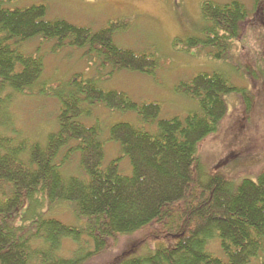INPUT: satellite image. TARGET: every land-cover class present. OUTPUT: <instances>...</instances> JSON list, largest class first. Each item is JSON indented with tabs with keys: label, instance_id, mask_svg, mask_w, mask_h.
Here are the masks:
<instances>
[{
	"label": "trees",
	"instance_id": "16d2710c",
	"mask_svg": "<svg viewBox=\"0 0 264 264\" xmlns=\"http://www.w3.org/2000/svg\"><path fill=\"white\" fill-rule=\"evenodd\" d=\"M15 2L0 0V264H93L120 238L130 244L101 264L264 263V171L256 181L236 184L220 170H203L197 160L198 144L227 114L224 96L247 99V90L222 73H198L175 86L197 103L183 118H159L158 103L138 104L80 74L50 93L39 87L43 58L22 51L35 38L53 41L54 52L79 49L110 70L152 75L157 64L152 54L114 43L126 18L92 30L46 19L43 5ZM201 15L203 37L188 38L184 50L206 49L207 56L226 59L231 41L248 27L264 28V0H252L251 10L238 1H204ZM33 89L58 103L56 129L42 142L9 134L12 99ZM96 105L133 112L140 126L116 122L103 138V124L82 122ZM108 139L119 145L128 174L120 170L119 157L105 162ZM73 155L81 174L66 175L62 167ZM61 203L78 225L48 215ZM65 242L75 247L68 255ZM214 242L221 257L208 249ZM143 250L148 252L138 255Z\"/></svg>",
	"mask_w": 264,
	"mask_h": 264
},
{
	"label": "rangeland",
	"instance_id": "374dc122",
	"mask_svg": "<svg viewBox=\"0 0 264 264\" xmlns=\"http://www.w3.org/2000/svg\"><path fill=\"white\" fill-rule=\"evenodd\" d=\"M204 1L217 4L238 1L248 10L252 8V0H14V6L43 5L46 19H62L92 30L109 21L126 18L124 28L114 34V43L137 53L152 54L157 64L152 75L110 70L103 67L99 59L84 57L79 49L63 48L54 52L53 41L35 38L25 42L22 51L43 58L39 87L43 84L46 91L58 90L73 74H80L83 78L95 79L104 89L125 93L138 104L158 103L159 118H183L198 108L195 100L175 90L181 81H188L198 73L216 72L222 73L230 84L245 88L247 99L234 93L224 96L227 114L216 131L198 144L197 160L203 170H220L236 184L245 179L256 181L264 171V28L261 24L248 27L242 38L231 41L226 59L207 56L206 49L193 47L185 51L188 38L203 37L206 21L201 15V3ZM33 90L12 99L13 132L9 134L42 142L48 132L56 129L58 103L50 95L52 92L37 94L38 91ZM248 102L251 106L246 111L244 106ZM94 121L103 124L106 133L103 138L107 137L108 127L116 122L140 126L135 113L109 111L101 105L93 108L90 119L82 120L86 125ZM103 147L105 162L119 157L120 170L128 174L130 166L127 159L121 157L119 145L108 139ZM62 170L66 175L81 174L77 156H71ZM48 215L65 224L78 225L66 204L50 207ZM129 244L130 240L125 243L120 238L92 263L109 260ZM63 248L68 255L75 247L65 242ZM208 249L215 256H222L217 243H212ZM147 252L143 250L138 255ZM249 264L264 263L256 260Z\"/></svg>",
	"mask_w": 264,
	"mask_h": 264
}]
</instances>
